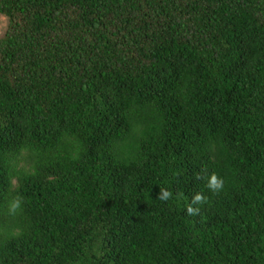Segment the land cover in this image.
Here are the masks:
<instances>
[{
    "label": "trees",
    "instance_id": "trees-1",
    "mask_svg": "<svg viewBox=\"0 0 264 264\" xmlns=\"http://www.w3.org/2000/svg\"><path fill=\"white\" fill-rule=\"evenodd\" d=\"M1 18L0 264H264V0Z\"/></svg>",
    "mask_w": 264,
    "mask_h": 264
},
{
    "label": "clouds",
    "instance_id": "clouds-1",
    "mask_svg": "<svg viewBox=\"0 0 264 264\" xmlns=\"http://www.w3.org/2000/svg\"><path fill=\"white\" fill-rule=\"evenodd\" d=\"M219 183H220V182L217 180L216 176L213 175L212 178H211V181H210L209 186L215 188V187H218V186H219ZM168 195H169V193H167V192L165 191V192L162 193L161 198H165V199H166V198L168 197ZM196 199L199 200L200 197L197 196ZM19 205H20V199H19V198H15V199L11 202L10 209H11L12 211H15V210L19 207ZM189 211H191V209H189Z\"/></svg>",
    "mask_w": 264,
    "mask_h": 264
},
{
    "label": "rangeland",
    "instance_id": "rangeland-1",
    "mask_svg": "<svg viewBox=\"0 0 264 264\" xmlns=\"http://www.w3.org/2000/svg\"><path fill=\"white\" fill-rule=\"evenodd\" d=\"M5 26H6V20H4L3 18L0 19V36L2 35V33L5 30Z\"/></svg>",
    "mask_w": 264,
    "mask_h": 264
}]
</instances>
